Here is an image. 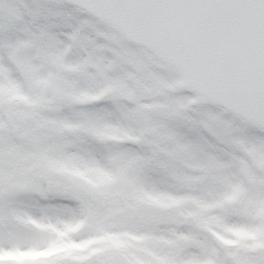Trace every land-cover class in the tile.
Listing matches in <instances>:
<instances>
[{
    "label": "snow or ice",
    "instance_id": "snow-or-ice-1",
    "mask_svg": "<svg viewBox=\"0 0 264 264\" xmlns=\"http://www.w3.org/2000/svg\"><path fill=\"white\" fill-rule=\"evenodd\" d=\"M0 264H264V0H0Z\"/></svg>",
    "mask_w": 264,
    "mask_h": 264
},
{
    "label": "rangeland",
    "instance_id": "rangeland-1",
    "mask_svg": "<svg viewBox=\"0 0 264 264\" xmlns=\"http://www.w3.org/2000/svg\"><path fill=\"white\" fill-rule=\"evenodd\" d=\"M67 170V169H66ZM151 201L153 202H157V203H160V204H170L171 206L174 205V202L172 201H169V200H166L164 198H151ZM226 243H233L231 241H226Z\"/></svg>",
    "mask_w": 264,
    "mask_h": 264
},
{
    "label": "water",
    "instance_id": "water-1",
    "mask_svg": "<svg viewBox=\"0 0 264 264\" xmlns=\"http://www.w3.org/2000/svg\"><path fill=\"white\" fill-rule=\"evenodd\" d=\"M154 206H159V207H170L169 205H159V204H156V203H152Z\"/></svg>",
    "mask_w": 264,
    "mask_h": 264
}]
</instances>
